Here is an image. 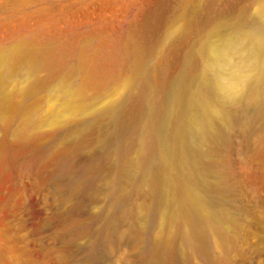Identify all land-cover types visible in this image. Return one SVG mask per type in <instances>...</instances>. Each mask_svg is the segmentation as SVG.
Returning a JSON list of instances; mask_svg holds the SVG:
<instances>
[{"label":"rangeland","instance_id":"obj_1","mask_svg":"<svg viewBox=\"0 0 264 264\" xmlns=\"http://www.w3.org/2000/svg\"><path fill=\"white\" fill-rule=\"evenodd\" d=\"M259 1L0 0V144L12 149L0 154V264H145L141 247L127 242L89 252L103 225L91 215L104 207L114 169L106 161L88 171L93 148L83 141L66 147L70 130L83 113L116 97L128 45L143 46L172 76L208 21L252 15ZM23 49L30 55L22 57ZM33 76L43 83L27 90ZM152 76L158 81L157 72ZM25 134L34 140L19 141ZM229 138L222 169L239 193L233 210L241 216L245 204L246 219L262 217L264 149L233 128ZM226 258L217 264H264V245L239 241Z\"/></svg>","mask_w":264,"mask_h":264},{"label":"bare ground","instance_id":"obj_2","mask_svg":"<svg viewBox=\"0 0 264 264\" xmlns=\"http://www.w3.org/2000/svg\"><path fill=\"white\" fill-rule=\"evenodd\" d=\"M193 19L187 18L189 28ZM207 24L172 76L146 57L143 46L128 45L116 97L83 113L70 130L66 147L83 141L93 148L88 171L106 161L114 169L106 203L91 215L92 223L102 219L103 225L90 253L103 242H127L141 247L145 264H198V257L217 264L239 241L264 245V216L246 219L251 208L245 204L236 215L239 193L222 169L232 128L264 149V0L252 15ZM42 83L33 76L27 90ZM34 138L25 134L19 141ZM11 152L0 144L2 156Z\"/></svg>","mask_w":264,"mask_h":264}]
</instances>
